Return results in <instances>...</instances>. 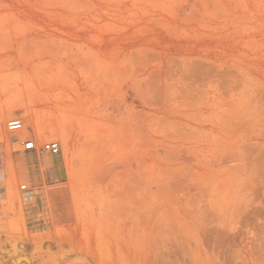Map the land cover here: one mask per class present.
<instances>
[{
  "label": "rangeland",
  "instance_id": "obj_1",
  "mask_svg": "<svg viewBox=\"0 0 264 264\" xmlns=\"http://www.w3.org/2000/svg\"><path fill=\"white\" fill-rule=\"evenodd\" d=\"M21 263L264 264V0H0V264Z\"/></svg>",
  "mask_w": 264,
  "mask_h": 264
},
{
  "label": "built area",
  "instance_id": "obj_2",
  "mask_svg": "<svg viewBox=\"0 0 264 264\" xmlns=\"http://www.w3.org/2000/svg\"><path fill=\"white\" fill-rule=\"evenodd\" d=\"M23 128V123L20 119H11L7 122V130L11 132L20 131ZM24 151H34L36 149V145L31 140H26L22 142ZM41 150L50 154H57L60 150V146L57 142H46L42 144ZM22 190L26 189V186L23 185L21 187Z\"/></svg>",
  "mask_w": 264,
  "mask_h": 264
},
{
  "label": "bare ground",
  "instance_id": "obj_3",
  "mask_svg": "<svg viewBox=\"0 0 264 264\" xmlns=\"http://www.w3.org/2000/svg\"><path fill=\"white\" fill-rule=\"evenodd\" d=\"M32 141V140H31ZM24 150V149H23ZM75 180V179H74ZM116 182V181H115ZM80 186V185H79ZM82 186V185H81ZM113 188V187H112ZM108 190V189H107ZM114 195V194H113ZM110 196V195H109ZM112 196V195H111ZM110 196V197H111ZM113 206V205H112ZM118 207V206H117ZM120 208V207H119ZM113 209V208H112ZM114 209H116V208H114ZM105 210V209H104ZM89 212H90V210H89ZM119 212V211H118ZM83 215V214H82ZM83 217V216H82ZM88 218V217H87ZM108 219V218H107ZM98 221H100V220H98ZM97 223V222H96ZM102 224V223H101ZM63 225V224H62ZM61 225V226H62ZM120 226V225H119ZM52 228V227H51ZM61 230V229H60ZM88 231V230H87ZM66 232H68V231H66ZM104 232V231H103ZM65 233V232H64ZM101 233V232H100ZM116 233V232H115ZM69 234V233H68ZM67 234V235H68ZM85 234V233H84ZM87 236V235H86ZM19 237V236H18ZM27 239V238H26ZM52 239V238H51ZM18 240V239H17ZM20 240H23V239H20ZM20 240H18V241H20ZM69 240H70V238H69ZM99 240V239H98ZM14 241V240H13ZM27 241V240H26ZM21 242V244H22V241H20ZM70 243V242H69ZM72 243V242H71ZM90 243V242H89ZM100 243V242H99ZM74 244V243H73ZM84 244V243H83ZM86 244V243H85ZM84 244V245H85ZM101 244V243H100ZM104 244V243H103ZM11 245V244H10ZM23 245V244H22ZM75 245V244H74ZM92 245V244H91ZM95 245V244H94ZM25 246V245H24ZM37 246L39 247V245L37 244ZM118 246V245H117ZM15 247V246H14ZM78 247V246H77ZM92 247V246H91ZM12 248H13V246H12ZM20 249V248H19ZM39 248H37L36 249V251L38 250ZM59 249V248H58ZM67 249V248H66ZM81 249V248H80ZM82 249H83V247H82ZM99 249V248H98ZM15 250V249H14ZM14 250H13V252H14ZM40 250V249H39ZM69 250V249H68ZM23 251V250H22ZM42 251V250H41ZM41 251L39 252L38 251V253H41ZM47 251H48V248H47ZM75 251V250H74ZM96 251V250H95ZM101 251V250H100ZM12 252V251H11ZM73 252V251H72ZM85 252V251H84ZM114 252V251H113ZM117 252H120V251H117ZM7 253V252H6ZM37 253V252H36ZM46 253H48V252H46ZM14 254V253H13ZM25 254V253H24ZM45 254V253H44ZM86 254V253H85ZM89 254V253H88ZM28 255V254H27ZM41 255V254H40ZM46 255V254H45ZM60 255V254H59ZM64 255H66L65 253H64ZM108 255V254H107ZM29 256V255H28ZM42 256V255H41ZM49 256H51V254L49 255ZM94 256V255H93ZM118 256V255H117ZM54 257V256H53ZM58 257V256H57ZM80 257V256H79ZM99 256H97V258H98ZM16 258V259H15ZM15 258H14V261H24V260H28L27 259V257L26 256H24V255H22V252L21 251H18V253H17V255L15 256ZM37 258V257H36ZM52 257H50V259H51ZM95 258V257H94ZM100 259H102L101 257H99ZM117 258V257H116ZM44 259V258H43ZM92 259V258H91ZM113 259V258H112ZM111 259V260H112ZM30 260V259H29ZM52 260V259H51ZM54 260V259H53ZM79 260V259H78ZM99 260V259H98ZM97 260V261H98ZM103 260V259H102ZM108 260V259H107ZM110 260V259H109ZM38 261V260H37ZM49 261V260H48ZM30 262V261H29ZM43 262H45V261H43ZM53 262V261H52ZM102 262V261H101ZM23 263H25V261L23 262ZM100 263V262H99ZM22 264V263H21ZM40 264H42V263H40ZM51 264V263H50ZM58 264V263H57ZM111 264V263H110ZM119 264V263H118Z\"/></svg>",
  "mask_w": 264,
  "mask_h": 264
}]
</instances>
